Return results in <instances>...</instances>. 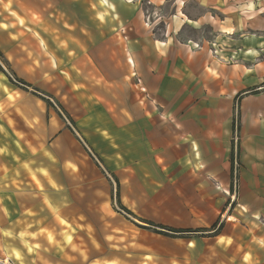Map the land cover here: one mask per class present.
<instances>
[{
  "label": "crops",
  "instance_id": "obj_1",
  "mask_svg": "<svg viewBox=\"0 0 264 264\" xmlns=\"http://www.w3.org/2000/svg\"><path fill=\"white\" fill-rule=\"evenodd\" d=\"M8 1L13 9L25 10L31 25L45 27L56 17L57 25L74 27L67 36L77 43L74 49L59 44L42 49L50 60L47 81L53 78L63 91L56 105L73 123L68 130L77 128L75 110L63 108L68 100H76L80 113L90 118L99 141L91 145L95 155H89L104 166L106 175L88 159L94 178L77 163L76 178L81 181L75 190L67 192L63 185L58 189L56 210L70 224L74 251L63 241V248L49 253V262L111 263L114 257L107 250L99 255L93 246L100 245V219L113 214L101 208L113 203L110 183L118 202L119 193L132 194L124 197L129 208L119 203L131 216L130 209L143 202L153 207L157 202H188L190 207L183 206L180 216L183 225L172 221L171 229L208 230L217 219L212 210L225 200L214 202L208 194L215 193V182L230 188L236 157V216L242 224L226 223L218 234L202 238L215 239L225 251L216 264H256L255 253L264 256V226L259 225L264 219V0ZM43 35L40 41H56ZM67 37L60 35V41ZM1 67L8 79V70ZM34 95L63 119L43 96ZM135 186L156 193L154 201L141 199L142 191ZM78 189H89L82 201L89 208L73 204ZM10 205L12 215L18 207ZM203 218L204 226L196 225ZM20 230L15 228L16 234ZM81 235L90 237L85 240V260L78 253L83 250ZM20 252L27 256L26 249Z\"/></svg>",
  "mask_w": 264,
  "mask_h": 264
},
{
  "label": "rangeland",
  "instance_id": "obj_2",
  "mask_svg": "<svg viewBox=\"0 0 264 264\" xmlns=\"http://www.w3.org/2000/svg\"><path fill=\"white\" fill-rule=\"evenodd\" d=\"M13 8L12 2L1 0V61L6 62L8 71L30 85V88L24 91L0 73V264H53L49 262L48 255L63 248V241L70 242L74 251L73 241H70V224L66 221L67 218L59 216L56 210L55 196L58 189L63 185L68 192L75 190L78 182L80 183L81 180L76 178L78 169L75 164H80L90 179H93L94 175L88 169V159L94 162L102 175L105 174L104 166L97 164L89 155V152L94 154L91 145L99 139H95L94 131L90 128V118L80 113L81 109L76 100H68L63 105V108L68 107L77 113L74 120L77 128L71 132L67 129L69 123L59 119L52 109L47 108L46 104L33 94L35 92L55 104L59 103L63 91L58 88L57 81L53 78L51 82L47 81L51 79L48 77L51 72L46 62L49 59L42 56V49L47 46L56 48L58 44L65 49H74L73 45L77 43L71 42L67 37L73 33L74 27L57 25L59 21L56 17L45 27L31 25L25 18L24 9ZM148 22L149 18L145 24ZM40 34H44L46 39L49 35L56 37V41H40ZM60 35L67 37L63 39L65 42L60 41ZM91 44L93 43L87 45ZM238 141L239 136L236 134L232 142L235 147ZM236 159L235 157L230 188L215 182L212 187L215 193L208 194L209 200L213 198L214 202L218 198H225L220 206L215 207L217 211L212 210V213L217 215L216 221L208 226V230L189 232L183 238L159 235L154 230L158 228L143 221H152L153 225L166 228H171L169 223L176 221L178 224L175 226H182L184 221L180 216L185 212L183 206L190 207V203L173 200L162 202V205L157 202L156 207H153L152 203L147 206L146 202H143L141 207L131 208L133 215L128 216L116 204V187L109 182L113 203L109 202L101 208L107 209L109 213L113 211V214L107 219H100L102 222L96 240L101 247L98 244L93 245L98 254L101 255L107 250V255L109 252L114 257L108 260L111 263L107 264H209L205 261L209 260L211 263L213 259V264L219 262L226 256L225 251L221 250L215 239L204 240L202 237L218 234L226 223L237 222V226L242 224L241 217L236 216L239 215L236 214L239 169ZM135 189L142 191L138 194L141 199L154 201L156 193L153 191L145 192L144 186H135ZM78 192L80 194L75 192L73 204L89 208L88 202H82L84 192ZM51 196L53 201L48 203L47 199ZM123 196L132 194L126 193ZM24 197L29 201H25ZM124 197L119 193V203L129 208ZM13 204L18 210L11 215L9 205L13 208ZM232 216L236 218L232 219ZM12 223L15 226H12ZM204 224V218L197 219L196 225ZM259 225L264 226L263 218L260 219ZM18 227L22 232L16 234L15 228ZM89 238V235H81L78 240L80 248L83 249V252H78L82 260L86 259L85 240ZM20 249H26L27 256L22 255ZM255 254L256 264H264V256Z\"/></svg>",
  "mask_w": 264,
  "mask_h": 264
},
{
  "label": "trees",
  "instance_id": "obj_3",
  "mask_svg": "<svg viewBox=\"0 0 264 264\" xmlns=\"http://www.w3.org/2000/svg\"><path fill=\"white\" fill-rule=\"evenodd\" d=\"M3 60L2 58V55L0 54V71L3 72V69L1 67V65L4 67V68H8V65L6 62L4 61H1ZM8 70V69H7ZM9 77L8 79L10 80L11 83H14L16 85H18L19 88L23 89V90H27L28 88H30V85L26 84L25 82L17 79L14 74H12L11 72H9ZM33 94H36L35 92ZM37 95V94H36ZM49 107L55 109L56 111L58 110V114L60 117H62L65 121H67L69 123V125H73L70 117L65 113V111L58 105L54 104L49 98H44V97H41ZM233 161H232V166H233ZM233 172V171H232ZM118 190V189H117ZM115 197H116V204L118 205L119 209L121 211H123L126 215L128 216H131V214L125 210L118 202V192L116 191V194H115ZM143 223L149 225V226H152V227H155V228H158V229H154L155 232L159 235H163V236H168V237H171V238H183L185 236L186 233H189V232H204V231H201V230H196V231H190V230H181V229H171V228H166V227H162V226H156V225H153L151 223H148V222H144Z\"/></svg>",
  "mask_w": 264,
  "mask_h": 264
}]
</instances>
